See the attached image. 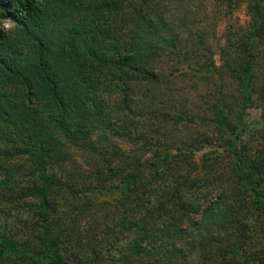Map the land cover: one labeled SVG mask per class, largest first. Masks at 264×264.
<instances>
[{
	"label": "trees",
	"instance_id": "1",
	"mask_svg": "<svg viewBox=\"0 0 264 264\" xmlns=\"http://www.w3.org/2000/svg\"><path fill=\"white\" fill-rule=\"evenodd\" d=\"M0 264H264V0H0Z\"/></svg>",
	"mask_w": 264,
	"mask_h": 264
},
{
	"label": "rangeland",
	"instance_id": "2",
	"mask_svg": "<svg viewBox=\"0 0 264 264\" xmlns=\"http://www.w3.org/2000/svg\"><path fill=\"white\" fill-rule=\"evenodd\" d=\"M237 15L239 16V19L240 20H245L246 19V14H245V10L244 8H239L237 11H236ZM6 22H11L10 20H7V19H3L1 21V26H4L5 28H10L9 26H7ZM12 22H11V26H12ZM214 27V33L211 34V42H212V46H213V50L215 53H217V42L219 40L222 41V36H221V32H222V28L224 26V22L221 21L218 23V26L215 24L213 25ZM84 212H87V211H84ZM90 212V211H89ZM83 215H80V219H78L79 221V231H81V234L84 235V236H87L86 234H90L91 232L92 233H96L97 232H101L102 230L99 228L101 227L100 225V221H94L92 218H89V219H84V218H87V217H84V213L82 212ZM102 219L103 221H106L104 218H100ZM77 221V222H78ZM99 223V224H97ZM95 225V226H94ZM88 231V232H87ZM99 236V235H98ZM99 238V237H98ZM98 240V239H97ZM100 245H104V241L100 242Z\"/></svg>",
	"mask_w": 264,
	"mask_h": 264
},
{
	"label": "clouds",
	"instance_id": "3",
	"mask_svg": "<svg viewBox=\"0 0 264 264\" xmlns=\"http://www.w3.org/2000/svg\"><path fill=\"white\" fill-rule=\"evenodd\" d=\"M7 26L11 27V22H6Z\"/></svg>",
	"mask_w": 264,
	"mask_h": 264
}]
</instances>
